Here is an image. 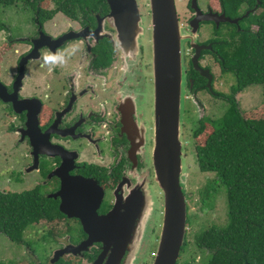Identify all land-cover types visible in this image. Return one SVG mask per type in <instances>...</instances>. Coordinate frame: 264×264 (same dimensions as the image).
<instances>
[{
	"label": "flooded vegetation",
	"instance_id": "1",
	"mask_svg": "<svg viewBox=\"0 0 264 264\" xmlns=\"http://www.w3.org/2000/svg\"><path fill=\"white\" fill-rule=\"evenodd\" d=\"M191 1L186 0V10L190 14L187 27H180L183 36L181 135L184 120L193 116V102L203 105L204 110L196 120L207 118L206 107L198 93L205 91L222 103L221 94H225L215 88L211 68L202 65L206 57L217 63L213 48L202 51L198 59L199 67L209 70L212 75L213 93L206 89L207 80L203 77L205 84L194 88L191 76L200 74L191 63L195 53L191 43L212 46L219 38L213 29L223 26L222 31L225 32V24L229 23H220L216 27L214 22H201L197 34L191 35L189 24L195 16ZM135 3L139 17L138 35L135 37L137 49L135 44L125 48V44L120 42L110 0H15L10 6L0 5L4 9L3 15L5 9L23 8L31 11L33 16V28L25 31H15L9 24L0 22V118L10 120L8 131L18 136V143L26 145L24 157L29 159L26 170L39 174L42 184L46 185L47 197L61 189L60 177L49 178L50 173L60 168L61 176L71 178L72 184H80L83 181L79 179H82L97 185H91V195H80L74 199L77 206L73 210L69 208L72 217L60 211L61 199H54L58 202L57 210L61 216L26 230L29 233L33 230L30 233L32 243L44 244L41 259L28 248L27 259L31 262L24 259L21 264H108L114 254L121 251L119 264H128L126 261L130 255L140 264L146 257L151 264L153 262L156 252L151 250V239L147 242L148 247L143 251L140 249L144 240L142 221L146 215L144 205L148 206L146 199H157L162 195L160 189L157 195L155 193V188L159 187L153 166V58L151 36L149 62L144 56L143 1L139 4L140 1L135 0ZM196 3L204 14L225 15L212 9L210 1H205L204 5L199 0ZM46 4L49 5L47 9L59 8L60 11L42 21L39 10L45 9ZM117 9L125 8L118 5ZM254 11L242 9L241 15L233 18L238 19V25H231L240 31L241 18ZM56 15H59L57 19L54 18ZM177 15L180 22L178 12ZM148 18L151 33L150 12ZM207 25L210 36L201 41V31ZM140 29L143 30L142 35L139 34ZM184 30L188 32L183 33ZM61 37H64L61 45L51 43ZM45 55L61 59L55 64H45ZM2 75L5 80L1 79ZM12 100H16L15 106ZM24 100L26 103H18ZM182 151L185 158L183 146ZM42 171L45 172L44 177L41 176ZM89 201L90 205L85 204ZM137 201H143V208L140 216L135 218L129 207ZM39 225L43 228L37 229ZM210 226L194 235V249L201 253V257L186 251V233L176 264L207 261L210 253L198 249L195 239ZM150 233L153 237V229Z\"/></svg>",
	"mask_w": 264,
	"mask_h": 264
},
{
	"label": "trees",
	"instance_id": "2",
	"mask_svg": "<svg viewBox=\"0 0 264 264\" xmlns=\"http://www.w3.org/2000/svg\"><path fill=\"white\" fill-rule=\"evenodd\" d=\"M14 1L0 0V5ZM210 3L230 19L240 16L242 9L255 11L241 18L240 31L231 24H225V32L223 26L213 29L219 36L212 44L216 62L232 85L221 94L222 115L196 120L192 139L198 170L215 175L203 195L224 191L227 213L224 225H212L196 236V246L210 253L204 264H264V103L243 113L236 100L237 94L252 86L262 87L264 93V0ZM59 11L40 9L39 18H52ZM191 78L195 89L205 84L197 73ZM57 205L39 186L22 193L0 191V235L24 243L28 228L61 216Z\"/></svg>",
	"mask_w": 264,
	"mask_h": 264
},
{
	"label": "water",
	"instance_id": "3",
	"mask_svg": "<svg viewBox=\"0 0 264 264\" xmlns=\"http://www.w3.org/2000/svg\"><path fill=\"white\" fill-rule=\"evenodd\" d=\"M113 9V18L119 33V39L125 48L137 47L135 37L138 35L137 21L139 20L135 0H110ZM151 19V45L153 58V86H154V147L153 166L155 181L163 196V218L158 246L152 264H176L180 247L183 246L186 234L187 205L182 188V142H181V102H182V49L180 22L175 8L174 0H148ZM118 5H124L125 9L118 10ZM129 5V6H128ZM191 9L195 12L190 21L191 35L195 36L201 22H214L216 27L220 23L238 25V19H230L224 14H204L196 3L191 1ZM140 29L139 34H143ZM184 30L183 33H187ZM64 37L52 41L55 45H61ZM192 44L195 51L191 63L201 77L207 80L206 89L213 93L212 75L209 70L199 67L198 59L202 51H211L212 46ZM137 49V48H136ZM192 86V85H191ZM15 106V101L12 100ZM26 103V100L18 102ZM198 103V102H197ZM36 125L37 120L34 116ZM37 132H39L36 126ZM53 147V146H52ZM57 154V153H54ZM37 161H35V167ZM30 171V170H28ZM60 170L49 174L60 177L61 189L48 198L61 199L60 211L72 217L69 208L76 207L74 199L77 196H87L91 185L96 187V182L82 180L80 184H72L71 178H63ZM89 185H88V184ZM80 187V188H79ZM76 188H79L78 190ZM143 201L132 203L129 207L135 218L140 216ZM90 205V201L85 203ZM130 202L128 203V205ZM148 205V203H147ZM66 209H64V207ZM146 205H144L145 209ZM148 207V206H147ZM148 212V209L145 213ZM135 220V219H134ZM135 223V222H134ZM120 247H124L121 245ZM122 250V249H118ZM123 251H121L122 253ZM121 253H115L108 264H119Z\"/></svg>",
	"mask_w": 264,
	"mask_h": 264
},
{
	"label": "rangeland",
	"instance_id": "4",
	"mask_svg": "<svg viewBox=\"0 0 264 264\" xmlns=\"http://www.w3.org/2000/svg\"><path fill=\"white\" fill-rule=\"evenodd\" d=\"M139 1V4H141V0H138V2ZM142 1L143 3L141 6L143 7V14L145 16L143 29H146L145 37L143 39L144 56L146 61L149 62L151 57L149 41L151 33L148 30L150 26V20L148 18V0ZM205 1L210 0H199V2L203 3V5L205 4ZM175 3L177 12L180 16V27L185 28L187 27V19L190 15L186 10V0H175ZM48 6L49 5L46 4L45 8H48ZM50 7H52L51 4ZM2 12H4V9L0 8V22L9 24L10 27L15 31H25L33 28V16L31 11L24 10L23 8H16V10L5 9L4 15ZM57 17H59V15H56L54 18L57 19ZM48 27L50 28V26ZM201 32L200 40H207V38L210 36V27L207 25L202 29ZM185 51L188 52L187 48ZM202 65H208L211 68L215 78V88L222 93L228 92L229 87L232 85V80L229 76L225 77L221 75L218 64L215 63L210 57H206L202 62ZM1 79L5 80L3 75L1 76ZM198 97L206 107L205 116L210 119H214L222 115L224 111V104L221 102V100L212 98L211 95H208L205 91L198 93ZM236 100L239 104L241 112L246 113L253 111L262 106L264 103L263 89L260 86L249 87L243 92L237 94ZM193 103L194 105L191 104V110L193 111L192 118H188L189 120H184L182 124L181 142L184 149L185 158L182 159L183 171L181 185L187 205L186 225L188 223V219L190 220L186 231V233H188V246L186 251L188 253L195 252V257H201V253L194 249L195 233L210 225H224L226 223L227 206L224 191L219 190L216 194H212L211 191H209L208 197L203 195V191L205 192V189L209 186V182L215 178V175L212 173H202L198 170L194 153L192 130L195 126L194 123H196V119L202 116L204 110L202 109L203 105H200L196 101ZM182 106L183 100L181 110ZM9 123V119L0 118V191L22 193L39 186L42 188L43 193H46V185L42 184L39 174L35 171L30 172L26 170L25 167H27L29 164V159L24 157L27 150L26 145L24 143H18V136L8 131V127L10 125ZM207 130L210 132L211 128L207 127ZM23 157L25 158V161ZM41 176H45L44 171H42ZM158 191H160L159 188H155L156 195ZM146 201L148 203V207L146 206L145 210L148 209V212H146V215L142 221L144 240L140 249L143 251L146 247H148L149 245L147 242L151 239V250L156 252V244L158 245L156 239L160 236L163 218V196H157V199L156 197H147ZM36 228L41 229L43 227L42 225H39ZM151 229H153V237L150 233ZM32 232L33 230L30 231V233ZM30 233L28 230L24 234L25 244L13 243L4 235H0V264H21L24 259L28 260V248H31L33 252L39 257V259H41V253L43 252L45 246L42 242L36 244L34 242L32 243L33 239L30 238ZM149 235L151 236L150 238ZM28 244L30 247L26 246ZM126 262L128 264H140V262L132 259V255H130ZM205 262L206 261H204V263ZM142 263L151 264V260L146 257Z\"/></svg>",
	"mask_w": 264,
	"mask_h": 264
},
{
	"label": "clouds",
	"instance_id": "5",
	"mask_svg": "<svg viewBox=\"0 0 264 264\" xmlns=\"http://www.w3.org/2000/svg\"><path fill=\"white\" fill-rule=\"evenodd\" d=\"M59 59L61 58L55 55H45L43 57L45 64H55V62Z\"/></svg>",
	"mask_w": 264,
	"mask_h": 264
}]
</instances>
